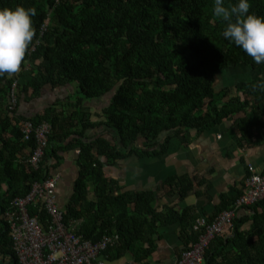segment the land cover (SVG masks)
Returning <instances> with one entry per match:
<instances>
[{"label": "trees", "instance_id": "trees-1", "mask_svg": "<svg viewBox=\"0 0 264 264\" xmlns=\"http://www.w3.org/2000/svg\"><path fill=\"white\" fill-rule=\"evenodd\" d=\"M213 2L0 0V8L36 10L35 34L20 70L0 76V264H19L6 221L11 202L56 175L58 154L69 151H78L77 177L63 208L56 206L65 226H74L83 240H113L100 260L129 253L136 264H145L159 229L175 223L183 250L197 241L192 227L198 217L207 216L172 207L158 212L151 191L123 189L104 169L131 156L163 155L170 137L186 141L191 131L202 133L239 116V148L264 139V90L256 87L264 81V63L257 64L223 37L225 22L214 15ZM234 2L225 0L229 6ZM250 12L264 16V0H250ZM231 74L229 80L240 81L219 87L218 77L227 80ZM14 83L17 105L11 110ZM71 84L75 91L62 102L28 116L19 110L22 98L38 99L46 87ZM103 98L101 109L86 106ZM27 121L50 127L36 168L26 164L35 147L32 136L23 140ZM254 173L248 168L245 178ZM166 187L182 199L192 183L186 177L170 178ZM240 194L222 196L207 217L235 212L230 231L209 243L203 264H264V199L235 208ZM26 209L48 230L51 218L42 199Z\"/></svg>", "mask_w": 264, "mask_h": 264}, {"label": "crops", "instance_id": "crops-1", "mask_svg": "<svg viewBox=\"0 0 264 264\" xmlns=\"http://www.w3.org/2000/svg\"><path fill=\"white\" fill-rule=\"evenodd\" d=\"M236 81L240 80H217L219 87L232 86ZM70 90L73 94L75 86L71 84L55 90L46 87L38 99L25 101L22 98L19 110L25 116L35 114L55 102H62L69 96ZM105 103L106 98H103L86 106L98 110ZM239 121L240 116L227 119L202 133L191 131L186 141L180 136H172L163 155L128 157L105 167V175L116 180L123 189L151 191L154 194L153 207L158 212L172 207L177 211L190 209L195 215L209 217L215 213L222 196L229 198L242 192L248 168L255 173L264 171V139L257 145L239 148ZM261 122L264 129V116ZM58 156L61 163L55 171L59 177L55 194L61 209L77 177V151L60 153ZM181 177L188 178L192 183L191 190L182 199L176 189L171 193L166 189L170 178ZM179 230V223L161 227L159 237L155 238L154 252L145 264H175L184 246ZM107 258H104L105 264H136L129 253L117 259Z\"/></svg>", "mask_w": 264, "mask_h": 264}, {"label": "built area", "instance_id": "built-area-1", "mask_svg": "<svg viewBox=\"0 0 264 264\" xmlns=\"http://www.w3.org/2000/svg\"><path fill=\"white\" fill-rule=\"evenodd\" d=\"M16 83L12 86L10 109L16 107ZM50 127L47 124L34 126L23 123V140L32 136L35 147L26 164L36 168L47 146ZM78 153V151H77ZM58 175L46 179L41 184L34 183L24 198L11 202L6 211V221L13 243V250L19 264H105L98 257L101 251L113 244V240L103 237L92 244L76 235L71 227L63 223L62 213L56 206L55 188ZM42 199L44 208L51 218V226L44 231L37 217H29L27 205ZM264 199V173H254L244 179L243 189L234 203L235 208L247 207ZM15 209V210H14ZM235 218L234 210L224 211L209 220L198 217L192 230L198 234L197 241L187 250L180 252L175 264H203L205 250L215 236L228 233ZM71 226V225H70Z\"/></svg>", "mask_w": 264, "mask_h": 264}, {"label": "clouds", "instance_id": "clouds-1", "mask_svg": "<svg viewBox=\"0 0 264 264\" xmlns=\"http://www.w3.org/2000/svg\"><path fill=\"white\" fill-rule=\"evenodd\" d=\"M213 12L225 22L222 35L242 48L257 64L264 63V16L250 12V0H214ZM35 8L17 5L0 8V76L17 73L25 58L35 29ZM256 87L264 90V81Z\"/></svg>", "mask_w": 264, "mask_h": 264}, {"label": "rangeland", "instance_id": "rangeland-1", "mask_svg": "<svg viewBox=\"0 0 264 264\" xmlns=\"http://www.w3.org/2000/svg\"><path fill=\"white\" fill-rule=\"evenodd\" d=\"M230 76H232V74H231V75H227V80H229V77H230ZM218 79H219V80H222L221 77H218ZM56 202H57V205H58V201H56Z\"/></svg>", "mask_w": 264, "mask_h": 264}]
</instances>
